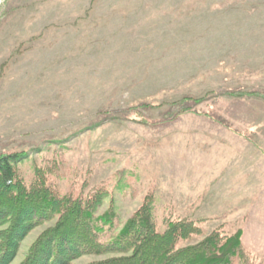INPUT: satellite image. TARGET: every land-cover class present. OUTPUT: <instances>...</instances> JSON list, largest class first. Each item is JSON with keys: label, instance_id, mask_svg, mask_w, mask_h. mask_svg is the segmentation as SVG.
<instances>
[{"label": "rangeland", "instance_id": "1", "mask_svg": "<svg viewBox=\"0 0 264 264\" xmlns=\"http://www.w3.org/2000/svg\"><path fill=\"white\" fill-rule=\"evenodd\" d=\"M250 147L264 148V0H0V153H27L26 183L38 167L59 194L104 190L113 234L151 193L158 230L200 227L180 245L240 231L232 264H264V203L247 219L218 182Z\"/></svg>", "mask_w": 264, "mask_h": 264}, {"label": "trees", "instance_id": "2", "mask_svg": "<svg viewBox=\"0 0 264 264\" xmlns=\"http://www.w3.org/2000/svg\"><path fill=\"white\" fill-rule=\"evenodd\" d=\"M26 155L0 153V264H11L22 240L47 222L17 264H70L83 255H108L86 264H232L234 256H245L240 231L226 235L214 229L197 242L180 245L200 234V227L178 219L167 220L165 229L158 230L151 193L113 234V200L98 213L107 196L104 190L87 197L59 194L48 183L47 171L38 167L26 183L18 170Z\"/></svg>", "mask_w": 264, "mask_h": 264}, {"label": "crops", "instance_id": "3", "mask_svg": "<svg viewBox=\"0 0 264 264\" xmlns=\"http://www.w3.org/2000/svg\"><path fill=\"white\" fill-rule=\"evenodd\" d=\"M253 148H244L237 167H233L231 164L228 165L229 168L224 170L225 175L224 177L222 176L225 179V183L218 180L221 191L228 190L227 192L231 194V188L238 189V194L234 198L238 199L239 202L241 201L242 205H240L239 210L243 213L248 212L247 219H249V211L254 209L251 204L264 203L262 199L264 197V186L262 184L264 176V152L262 150L264 148ZM222 177H218L217 179H221ZM255 210L257 213L258 207Z\"/></svg>", "mask_w": 264, "mask_h": 264}]
</instances>
